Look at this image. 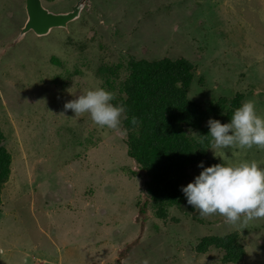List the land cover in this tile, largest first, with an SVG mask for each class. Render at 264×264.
Listing matches in <instances>:
<instances>
[{"label": "rangeland", "instance_id": "374dc122", "mask_svg": "<svg viewBox=\"0 0 264 264\" xmlns=\"http://www.w3.org/2000/svg\"><path fill=\"white\" fill-rule=\"evenodd\" d=\"M41 3L53 14L82 8L66 28L38 36L22 34L26 0H0V127L12 157L0 206V264H226L222 250L198 248L204 238L234 233L245 250L237 264H264V218L233 225L186 205L161 220L152 202L142 215L149 179L128 156L122 124L101 129L64 107L105 88L103 69L185 58L196 68L192 100L207 108L242 93L264 116V0ZM209 159L264 167V148H211ZM201 171L190 169L185 186Z\"/></svg>", "mask_w": 264, "mask_h": 264}, {"label": "trees", "instance_id": "16d2710c", "mask_svg": "<svg viewBox=\"0 0 264 264\" xmlns=\"http://www.w3.org/2000/svg\"><path fill=\"white\" fill-rule=\"evenodd\" d=\"M123 70L128 73L117 89ZM102 73L105 88L115 94L113 103L127 107V118L122 119L121 124L127 130L128 156L149 179L145 182L149 198L142 205L141 214H146V208L152 202L156 216L167 220L169 208L188 205L181 187L190 179L189 170L197 168L201 162L217 164L209 159L211 137H205L209 133L208 120L230 122L245 94L220 98L204 108L190 97L196 68L185 58L131 59L126 67L103 69ZM133 117L138 120L136 125L131 122ZM4 140L0 127V206L12 166V157L3 145ZM189 209L192 211L193 207L189 206ZM238 238L236 233L222 238H204L198 250L205 253L215 246L224 252L226 264H237L245 257Z\"/></svg>", "mask_w": 264, "mask_h": 264}, {"label": "clouds", "instance_id": "9594fccd", "mask_svg": "<svg viewBox=\"0 0 264 264\" xmlns=\"http://www.w3.org/2000/svg\"><path fill=\"white\" fill-rule=\"evenodd\" d=\"M114 99L113 92L95 87L64 107L71 110L75 118L88 114L101 129L120 130L122 119L127 118V107L114 104ZM131 122L136 125L138 120L133 117ZM207 127L209 133L205 137H211L213 149L264 148V116L258 114L254 99L243 102L233 112L230 122L210 118ZM198 167L202 169L200 174L193 182L182 186L181 192L187 204L199 210L201 216L219 214L225 223L233 225H247L254 219L264 218V167L259 162H222L210 167L201 162Z\"/></svg>", "mask_w": 264, "mask_h": 264}, {"label": "water", "instance_id": "95a60500", "mask_svg": "<svg viewBox=\"0 0 264 264\" xmlns=\"http://www.w3.org/2000/svg\"><path fill=\"white\" fill-rule=\"evenodd\" d=\"M81 8L82 6L77 4L70 13L53 14L43 8L41 0H26L28 21L22 34L32 31L38 36H45L54 28H66L79 17Z\"/></svg>", "mask_w": 264, "mask_h": 264}]
</instances>
